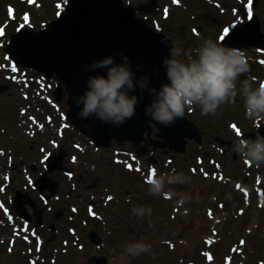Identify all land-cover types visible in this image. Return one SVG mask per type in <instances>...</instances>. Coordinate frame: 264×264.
<instances>
[{"label": "rangeland", "instance_id": "rangeland-1", "mask_svg": "<svg viewBox=\"0 0 264 264\" xmlns=\"http://www.w3.org/2000/svg\"><path fill=\"white\" fill-rule=\"evenodd\" d=\"M22 1L26 0H0V16L12 12L11 17H15L13 5L19 9L21 6L19 4H21ZM33 1L34 0H31L30 2ZM60 2L62 1L60 0ZM124 4L133 9L139 18L148 20V25L152 31L168 34L169 36L171 35L170 37H172L171 32L177 35L179 30L177 27L171 25L172 30L167 31L166 28L170 26L168 24L172 22V20L178 23L176 26L181 25L183 28L187 26L197 28L194 30V33L196 31L195 34L193 31L189 33V37L193 38L192 41L181 43L176 42L175 38L172 37L177 46L185 49H195L204 39H213L215 41L218 39L215 37L221 35L222 30L228 29V31H230L229 28L231 26H237V23L243 21L246 18L245 11L252 12L249 8V0H180L178 3L174 0H158L156 6L150 4L148 0H124ZM166 4L168 8H170L168 12L165 10ZM217 5L223 10L219 11V9L215 7ZM56 6L62 5L56 4ZM256 12L259 16H262L261 19L264 21V0H259ZM167 14H171L170 18L168 20H163L162 16H166ZM154 21L162 26L163 30L160 31V26L156 25ZM42 22L46 23L48 20H32V18L27 19L24 17V25L26 27H33L35 25L36 31L43 28V25H41ZM5 25L6 24H3L2 17H0V30L4 27L9 31V33L6 31V34L0 35V68L2 69L8 68V64L5 60L7 59L5 55L7 40H9L10 35L19 24L10 21L6 26ZM246 54L250 71L245 76H241L240 80L254 79L257 82L264 81V53L253 50ZM11 66L13 67L14 65ZM30 71L31 70H29V75L27 74V77L22 76L23 78L18 79L15 78L17 77L15 71H8L14 78L11 81L20 87L15 88L10 94L0 99V111H5L6 109L3 107H8L12 102H15L16 104H14L13 107L17 111L18 116L22 118L24 116L21 112H27L28 114L25 115L27 118H36L41 123L36 122L37 125L41 126L39 130L43 129L45 124H48L45 112H49L51 117L61 121V126L65 131L71 133L72 130L69 128V125L62 120L63 114L69 111V107L67 106V94H62L61 102L56 101L53 96L49 95L50 86L43 83L44 79L40 75H35V72ZM2 72L3 71H0V79L6 83L5 78H1V75H3ZM49 80L54 87L57 85V80ZM28 90H32V95L36 98L33 99L30 94H26ZM54 90L55 89H53V92ZM23 93L31 98L33 107L30 110L26 108L27 102H25L24 99L25 95L22 96ZM236 100L235 102L243 103L239 95ZM233 107L234 106L228 107V109H232ZM195 114L200 113L195 112ZM201 116L202 118L196 115L194 118L195 122L202 127V131L205 133L203 134L204 138L201 145H197L195 142H189L187 146L188 150L185 154H176L172 151L166 154L163 151H158L155 152L154 155L147 153L142 157L146 160L150 159V157H154L155 161H157V165L155 166L160 174L176 169L177 172H183L187 176H190L191 182L183 187L177 186L176 190L189 193L192 199L182 208L176 207L173 199L170 200L169 203L160 201H153L151 203L150 207L153 209V215L151 216L152 230H149L148 233H144L140 230L139 226H136L132 232V236L135 241L143 238L146 243L152 245V250L150 253L141 254L137 259L148 262V264H219L215 261L213 251H210L206 247H212L220 242H224L232 245L233 249L237 250L239 249L238 245L247 243V259L252 260L254 264H262L261 261L264 260V225L258 227L256 224L260 223H255V220L264 218V209L261 210V208L258 207V201H254L250 190L254 184L258 187L260 186V179L264 180V170L262 174L259 173L258 171L262 170L261 166L256 167L245 163L235 153L233 144L236 142L237 136L241 137L242 132L237 134L234 129H238L239 127H233V129L229 124L231 120L235 119L242 122L241 118H245L247 124L249 120L246 119L245 114H241L238 117L235 116V114L222 113L216 118ZM241 125L244 124L242 123ZM244 126L243 129L248 131L249 129H246ZM49 128H51V126H49ZM247 128H249V124ZM216 138H222L224 141L230 142V147H228L227 144L219 145ZM199 157L205 159V167L199 168L197 164L200 162ZM212 159L215 160L214 164L209 163ZM167 160L173 163L166 165L168 164L166 163ZM219 167L224 169L225 175L221 172ZM154 172L156 173V169ZM256 172H258L257 175L255 174ZM225 176L232 180L231 183L224 184L218 182V180H225ZM245 178L249 180L246 186L251 188L248 190L249 198L246 199L247 205L243 203L239 195L240 193L238 194L234 191L236 190L234 184L236 182H241ZM124 182L129 184L130 188L133 190L139 186V182H132L131 180H124ZM262 187L264 188V183ZM215 192L221 193L226 201L224 202L225 209L223 210L220 204L215 206L216 216L219 217H217V220L222 219L223 223L221 227L217 229V232H211L209 229L210 222L206 220L205 215L201 216L196 214L194 212V206L196 200L199 198L204 200L203 204H205ZM240 192L245 193L243 189L240 190ZM229 194L230 198H226ZM259 194V197H264V190L259 189ZM175 208H178V213H175ZM238 208L245 209L246 213L244 215H238ZM30 213L32 214V211ZM226 213L229 218V223L225 222L227 217L224 215ZM251 213H253L252 216ZM146 221H148L147 217L143 219L136 218V222L142 227H145ZM3 226L4 225L1 224L0 229ZM244 229H246V231ZM6 232H8V235H5ZM234 232L243 236L245 240L242 239L237 241L230 238L233 236ZM10 235L13 236V233L12 228L9 227L8 229H4V233H1L0 237L3 236L2 239L4 240L8 239ZM126 239H128V236L121 238L119 246L112 245L108 249H103L105 254L111 258L108 264H129L130 258L122 260L118 253V247L123 250L124 246L128 243ZM20 241L21 240L14 242V245L18 244V246L14 248L15 251L13 254H15V257L13 258L4 254L0 247V264H28V257H30L29 261L31 264L36 261V255L38 253L36 247L34 246L29 252L27 250L28 246H19V244H21ZM47 247L49 248V246ZM104 248H106V245ZM25 250L26 253L24 252ZM257 250L260 252H257ZM90 252H92V249H90ZM7 253L9 254V252ZM207 254H211L213 259L208 260ZM49 255L43 256L46 258L45 263L38 262V264H86V258L79 256L74 248L69 249L68 254L61 255L60 257Z\"/></svg>", "mask_w": 264, "mask_h": 264}, {"label": "water", "instance_id": "water-1", "mask_svg": "<svg viewBox=\"0 0 264 264\" xmlns=\"http://www.w3.org/2000/svg\"><path fill=\"white\" fill-rule=\"evenodd\" d=\"M149 1L154 6L158 2ZM221 42L240 50H264V34L258 15L254 14L248 23L233 29ZM172 43L174 41L167 35L152 31L135 11L124 5L123 0H69L66 10L42 30H19L11 37L6 51L18 65L32 68L47 78L56 75L68 94L69 118L99 147H109L115 137L121 144L128 141L138 147L146 141V134L150 139L154 132L162 140L151 139L154 150L168 147L185 151V139L201 141L198 127L184 116L172 126L157 124L159 130L154 131L150 127L151 118L145 112L152 97L147 92L141 93L139 88L131 93L139 98L136 113L120 126L105 123L97 117L80 118L78 113L83 106H78L75 101V97L82 96L87 90L85 81L88 77L97 74L86 71L84 66L107 56H114L116 62L121 63V53L129 57L137 77L148 76L149 87L159 89L168 83L163 61L169 57ZM138 66H142L139 71ZM100 74L106 76V71L100 70ZM62 85L56 93L57 99L62 94ZM146 149L147 146L138 151L144 155ZM90 264H98V259H91Z\"/></svg>", "mask_w": 264, "mask_h": 264}, {"label": "flooded vegetation", "instance_id": "flooded-vegetation-1", "mask_svg": "<svg viewBox=\"0 0 264 264\" xmlns=\"http://www.w3.org/2000/svg\"><path fill=\"white\" fill-rule=\"evenodd\" d=\"M19 122L15 117L0 134V148H11L10 154L0 150V197L7 205L19 198L18 192L37 198L38 204L42 201L47 213L40 233L48 235L60 252L74 248L85 258L91 248L92 255H103V249L119 246L123 237L134 242L136 226L144 233L152 230L148 221L145 227L137 223L131 211L155 200L146 177L150 159L139 157L130 143L120 145L116 140L109 149H98L83 135L69 140L49 132L32 140V129L16 127ZM131 153L132 164L144 166L139 171L128 165ZM147 153L155 154L152 147ZM45 174L42 188L36 187ZM124 180L139 182V186L133 190ZM91 236L102 242L91 244ZM123 250L118 247L120 256Z\"/></svg>", "mask_w": 264, "mask_h": 264}, {"label": "clouds", "instance_id": "clouds-1", "mask_svg": "<svg viewBox=\"0 0 264 264\" xmlns=\"http://www.w3.org/2000/svg\"><path fill=\"white\" fill-rule=\"evenodd\" d=\"M218 38L204 39L195 49H185L172 43L169 57L163 61L168 83L159 89L149 87L148 76L137 77L131 67L129 57L121 53V63L114 56L85 65V70L96 72L85 81L87 90L75 97L76 104L82 105L80 118L97 117L114 126L123 125L134 117L139 98L131 93L139 88L147 92L152 101L145 112L151 118L150 127L159 129L157 124L172 126L177 119L185 116V111L199 107L201 115H217L222 105L234 104L239 95L243 100L246 119L255 126L264 122V81L240 80L250 71L249 62L243 50L230 47ZM138 66L137 71L140 70ZM106 71V76L100 74ZM239 84V87H238ZM233 150L245 163L260 167L264 165V136L255 139L237 136ZM191 182V177L172 169L167 173H157L147 180L148 191L152 196L171 198L176 207H183L192 197L185 191L176 190ZM230 198V194L228 197ZM132 213L140 219L148 218L152 225L151 207H133ZM152 245L143 238L127 243L121 255L122 260L137 258L150 253Z\"/></svg>", "mask_w": 264, "mask_h": 264}, {"label": "trees", "instance_id": "trees-1", "mask_svg": "<svg viewBox=\"0 0 264 264\" xmlns=\"http://www.w3.org/2000/svg\"><path fill=\"white\" fill-rule=\"evenodd\" d=\"M53 11L54 10L52 8H50V6H49L47 9L48 15L50 13H53ZM147 19H148V17H147ZM176 24H178V23L176 21H173L172 23L168 24L170 26L166 29H167V31L172 30V26L173 27L175 26L179 29L178 34L175 36L177 42L182 43V42L192 41L193 38L189 37V33L191 32V30H189L190 27L188 26L186 28H183L181 25L176 26ZM263 24H264V21H263ZM168 25H166V26H168ZM191 116L196 117V115H191ZM206 248H208L210 251H213L214 256H215V261L219 264H250V263H253L251 260H250V262H248V261L246 262V260L244 261L246 256L244 255L245 250L242 246H239V249L237 250V249H233L232 245H229L226 243H224V244L218 243L217 245H214L212 247L207 246ZM212 259H213V257H212ZM137 264H148V262L139 261V262H137Z\"/></svg>", "mask_w": 264, "mask_h": 264}, {"label": "snow or ice", "instance_id": "snow-or-ice-1", "mask_svg": "<svg viewBox=\"0 0 264 264\" xmlns=\"http://www.w3.org/2000/svg\"><path fill=\"white\" fill-rule=\"evenodd\" d=\"M251 7V0H249V8ZM0 35H3V31L0 30ZM228 35V29H224V35L220 37L221 40H224L225 37ZM13 70L15 71V66H13ZM233 127L235 128L236 126L233 125ZM237 134H239V130H237ZM153 174H155L153 172Z\"/></svg>", "mask_w": 264, "mask_h": 264}, {"label": "bare ground", "instance_id": "bare-ground-1", "mask_svg": "<svg viewBox=\"0 0 264 264\" xmlns=\"http://www.w3.org/2000/svg\"><path fill=\"white\" fill-rule=\"evenodd\" d=\"M260 135L264 136V129H263L262 133H260Z\"/></svg>", "mask_w": 264, "mask_h": 264}]
</instances>
